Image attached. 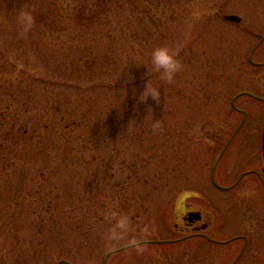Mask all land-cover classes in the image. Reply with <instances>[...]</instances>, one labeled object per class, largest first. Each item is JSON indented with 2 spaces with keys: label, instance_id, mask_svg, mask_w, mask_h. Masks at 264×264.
<instances>
[{
  "label": "rangeland",
  "instance_id": "374dc122",
  "mask_svg": "<svg viewBox=\"0 0 264 264\" xmlns=\"http://www.w3.org/2000/svg\"><path fill=\"white\" fill-rule=\"evenodd\" d=\"M40 4L52 31L0 13V261L264 264V181L242 177L264 167V0ZM110 34L135 45L132 76L101 70L126 50ZM76 39L95 69L69 68ZM158 46L179 54L171 84L141 66ZM191 210L230 242L141 244L183 237Z\"/></svg>",
  "mask_w": 264,
  "mask_h": 264
},
{
  "label": "trees",
  "instance_id": "16d2710c",
  "mask_svg": "<svg viewBox=\"0 0 264 264\" xmlns=\"http://www.w3.org/2000/svg\"><path fill=\"white\" fill-rule=\"evenodd\" d=\"M130 3H133V0H111V6H113L111 11H114V9L117 8L115 6L124 7V6H128V4ZM84 10L81 12L83 16L82 18H79L78 23L84 22L90 25L97 24V18L95 16L98 13V10H94V11L87 10L86 11L87 13H85ZM22 11L31 14L33 17V23L35 25L41 24L39 25L40 29L52 31L56 28L55 27V23H57L56 19L50 14L45 13V11L41 7L40 0H0V13L4 15H19ZM106 17L107 15L105 16V18ZM90 25H87V26H90ZM108 36L112 40L113 44L116 43L115 45H116L117 51H118V47H120L121 45H124L126 47V50H124L125 52H122L120 54L116 52L113 58H111L109 54H105L104 63H103V67L101 70H104V72H107L106 70L111 69L117 72L118 70L125 69L124 72L126 73L124 74L125 75L128 74L129 76H132V74L134 73L133 66H135V59L133 58V54H135L136 52L135 45L130 41V38L128 36L121 37V38L117 37L115 39H113L111 34ZM76 40H80V39H76ZM74 41L75 40L73 39L71 43H73ZM55 42L56 41L50 40V42L48 43L52 45ZM86 43L87 41L85 39L75 42L76 47H79L80 50L79 51L76 50L71 55L72 58L69 59L70 61H68L67 63L69 65V68L71 70L73 69L74 72H84V71H91L95 69L93 65L97 63V60L95 57L96 55L91 53L93 51L87 53L86 48L89 49L90 47ZM0 264H3V263L0 261Z\"/></svg>",
  "mask_w": 264,
  "mask_h": 264
},
{
  "label": "clouds",
  "instance_id": "9594fccd",
  "mask_svg": "<svg viewBox=\"0 0 264 264\" xmlns=\"http://www.w3.org/2000/svg\"><path fill=\"white\" fill-rule=\"evenodd\" d=\"M198 12H194L193 15H198ZM20 23L27 29L30 28L33 24V17L31 14L22 11L19 17ZM178 52L173 51V49L169 48L168 46H158L152 49L149 59L148 65H141L145 66L147 69L148 77L150 72L158 73L159 69H163V73L159 74V77L162 81L166 83H173L178 75V73L182 70V65L180 60L178 59ZM152 96L155 99H159L160 93L157 89L152 88L149 84V80L146 86V91L144 92L143 96ZM125 221H120V227H124Z\"/></svg>",
  "mask_w": 264,
  "mask_h": 264
},
{
  "label": "flooded vegetation",
  "instance_id": "af4514ba",
  "mask_svg": "<svg viewBox=\"0 0 264 264\" xmlns=\"http://www.w3.org/2000/svg\"><path fill=\"white\" fill-rule=\"evenodd\" d=\"M264 167L261 168V171L256 170L254 173L255 175L262 177L264 174L263 171ZM248 173V172H246ZM186 207H189V205L187 204ZM193 212H200L201 216L200 219H195L192 218V220L190 219V214ZM190 219V220H189ZM182 221H183V226L180 227L178 224L175 225V229H178V233H182L184 234L183 237L177 238V239H171V240H166V241H141L143 244L145 245H149V244H156V245H166V244H173V243H181V242H185V241H191L193 239H201L203 241H218V240H214L213 236L210 234H207L213 227V224L211 223V221H208L206 219V216L203 212L201 211H197V210H191L189 212H187L186 215H184L182 217ZM237 239H241L243 241H248L246 236H239L234 238L233 240H237ZM219 243V242H216Z\"/></svg>",
  "mask_w": 264,
  "mask_h": 264
},
{
  "label": "water",
  "instance_id": "95a60500",
  "mask_svg": "<svg viewBox=\"0 0 264 264\" xmlns=\"http://www.w3.org/2000/svg\"><path fill=\"white\" fill-rule=\"evenodd\" d=\"M226 19L227 20H230V21H234V22H241L242 18L239 17V16H236V15H230V16H226ZM244 121L240 124L239 128L237 129V131L234 133V135L232 136L231 140L234 138V136L237 134V132L239 131V129L241 128V126L243 125ZM230 140V141H231ZM262 146H263V158H264V130H263V136H262ZM190 219L192 220V218H195V219H200V216L201 214L200 213H191L190 214ZM189 219V220H190Z\"/></svg>",
  "mask_w": 264,
  "mask_h": 264
}]
</instances>
